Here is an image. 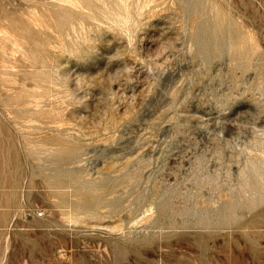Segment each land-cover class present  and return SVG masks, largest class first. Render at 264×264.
I'll return each instance as SVG.
<instances>
[{"label": "rangeland", "instance_id": "obj_1", "mask_svg": "<svg viewBox=\"0 0 264 264\" xmlns=\"http://www.w3.org/2000/svg\"><path fill=\"white\" fill-rule=\"evenodd\" d=\"M0 32V264H264V0H0Z\"/></svg>", "mask_w": 264, "mask_h": 264}, {"label": "bare ground", "instance_id": "obj_2", "mask_svg": "<svg viewBox=\"0 0 264 264\" xmlns=\"http://www.w3.org/2000/svg\"><path fill=\"white\" fill-rule=\"evenodd\" d=\"M121 1V0H120ZM149 2V1H148ZM144 3V2H143ZM146 3V2H145ZM140 4H141V1H140ZM126 7V6H125ZM124 7V8H125ZM125 14V13H124ZM118 15V14H117ZM123 16V15H122ZM125 18V17H124ZM128 18V17H127ZM126 21H127V19H126ZM126 21H124V22H126ZM4 30V29H3ZM5 32L7 31V30H4ZM1 33V32H0ZM7 33V32H6ZM8 35V34H7ZM9 36V35H8ZM1 38H2V36H1ZM14 40V39H13ZM6 41V40H5ZM22 42V41H21ZM24 42V41H23ZM9 43V42H8ZM2 44H5V42L4 43H2ZM18 44H19V42H18ZM4 46V45H3ZM12 48H14V47H12ZM19 48V47H18ZM17 49V48H16ZM24 49V48H23ZM15 50V49H14ZM5 51V50H4ZM7 51V50H6ZM5 51V52H6ZM10 50H8V52H9ZM19 51H21V49L19 50ZM23 52H25V51H23ZM16 53V52H15ZM20 53V52H19ZM9 54V53H8ZM26 54V53H25ZM11 55H12V53H11ZM22 55H24V54H22ZM9 56V55H8ZM13 56V55H12ZM15 56V55H14ZM13 56V57H14ZM6 59H8V58H6ZM15 60V59H14ZM31 60V59H30ZM37 60V59H36ZM36 60H34V61H36ZM3 61V60H2ZM7 62H8V60H7ZM15 62V61H14ZM10 64V63H9ZM1 65V64H0ZM15 65V64H14ZM16 66V65H15ZM1 67H2V65H1ZM8 67V66H7ZM37 86V85H36ZM39 86V85H38ZM36 88L37 87H35V90H36ZM34 90V91H35ZM40 94V93H39ZM37 97V96H36ZM43 98V97H42ZM35 99V98H34ZM45 99V98H44ZM38 103V102H37ZM40 103V102H39ZM44 103V102H43ZM36 104V103H35ZM35 107H37V106H35ZM28 115V114H27ZM57 176H59V175H57ZM61 178V177H60ZM56 179V178H55ZM62 179V178H61ZM62 181H64V180H62ZM69 182V181H68ZM72 182V181H71ZM65 183H67V182H65ZM76 183V182H75ZM78 183V182H77ZM50 184H52V183H50ZM70 184H72L73 185V183H70ZM79 184V183H78ZM80 184H81V182H80ZM67 185V184H66ZM75 185H77V184H75ZM60 186V185H59ZM53 187V186H52ZM68 187H69V185H68ZM74 187V186H73ZM53 188H55V187H53ZM62 188V187H61ZM64 189V188H63ZM70 189V188H69ZM84 189V188H83ZM124 189V188H123ZM78 190V189H77ZM81 190V189H80ZM58 191V190H57ZM84 191V190H83ZM69 192V191H68ZM82 191H80V193H81ZM79 193V192H78ZM107 193V192H106ZM105 193V194H106ZM111 193V192H110ZM95 197V196H94ZM99 199V198H98ZM90 200H91V198H90ZM94 200H96L95 198H94ZM115 200V199H114ZM116 200H119V199H117L116 198ZM100 201V200H99ZM79 202V201H78ZM77 202V203H78ZM92 202V201H91ZM109 202V201H108ZM83 203V202H82ZM89 203V202H88ZM96 204V202L94 203V205ZM70 205V204H69ZM82 205V204H81ZM87 206H88V204H86ZM72 206V205H71ZM89 206L91 207L92 205L91 204H89ZM94 207V206H93ZM112 207V206H111ZM85 208V207H84ZM72 209V208H71ZM76 209V208H75ZM82 209V208H81ZM76 211V210H75ZM72 212H73V210H72ZM78 212V211H77ZM74 213V212H73ZM79 213H81V212H79ZM221 214H222V212H221ZM78 215V214H77Z\"/></svg>", "mask_w": 264, "mask_h": 264}]
</instances>
